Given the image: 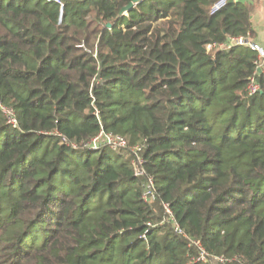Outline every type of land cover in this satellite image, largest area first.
<instances>
[{
    "label": "trees",
    "instance_id": "trees-1",
    "mask_svg": "<svg viewBox=\"0 0 264 264\" xmlns=\"http://www.w3.org/2000/svg\"><path fill=\"white\" fill-rule=\"evenodd\" d=\"M133 1L0 0V264H264V59L206 48L247 9Z\"/></svg>",
    "mask_w": 264,
    "mask_h": 264
},
{
    "label": "built area",
    "instance_id": "built-area-1",
    "mask_svg": "<svg viewBox=\"0 0 264 264\" xmlns=\"http://www.w3.org/2000/svg\"><path fill=\"white\" fill-rule=\"evenodd\" d=\"M48 2H54L57 4L60 8L63 7V3L66 0H47ZM228 2V0H218L212 6L210 7V13L214 14L218 11H220ZM232 45H242V46H248L252 49H256L258 51V57L257 61L255 62L256 65V71L254 72L252 78L250 79V83L248 85V93L249 95H255L260 87L256 83V77L259 73H261L262 68H263V59H264V54L259 51L255 46H253L251 43H249L248 40L243 39V38H238V39H228V41L224 44L220 45H208L207 51H210L212 49H218V50H226L230 48ZM81 47L84 49V51L87 52L85 46L82 44ZM90 53V51H88ZM95 56V55H94ZM260 70V72L258 71ZM3 113L8 117L9 123L12 125L16 124V120L12 117L11 112L8 109H3ZM88 147H91L93 149H97L98 147L101 146H106L113 152L120 153L122 151H125L128 149L127 143L125 139L119 135H113V134H105L101 132L96 138L91 140L88 145ZM130 151L135 154V157L137 158V162L140 165L142 163L141 159L138 158V153L141 151V147L137 146L135 148L130 149ZM135 177L140 178L142 176H145V173L142 172L137 166L134 170ZM155 185L152 177H147L146 184L144 185V190L142 194V200L146 203L152 202L155 199ZM163 210H164V218L161 222V224H172L174 232L179 235V236H185L183 231L178 227V225L175 222L174 216L170 210L169 205L165 204L163 205ZM150 225V224H148Z\"/></svg>",
    "mask_w": 264,
    "mask_h": 264
},
{
    "label": "crops",
    "instance_id": "crops-1",
    "mask_svg": "<svg viewBox=\"0 0 264 264\" xmlns=\"http://www.w3.org/2000/svg\"><path fill=\"white\" fill-rule=\"evenodd\" d=\"M247 9L253 29L248 41L264 54V0H236Z\"/></svg>",
    "mask_w": 264,
    "mask_h": 264
},
{
    "label": "water",
    "instance_id": "water-1",
    "mask_svg": "<svg viewBox=\"0 0 264 264\" xmlns=\"http://www.w3.org/2000/svg\"><path fill=\"white\" fill-rule=\"evenodd\" d=\"M140 0H134L132 3H130L127 7H125L124 9H122L121 14H124L126 12H128L135 4H137ZM231 3V1H230ZM260 72V70H258Z\"/></svg>",
    "mask_w": 264,
    "mask_h": 264
},
{
    "label": "rangeland",
    "instance_id": "rangeland-1",
    "mask_svg": "<svg viewBox=\"0 0 264 264\" xmlns=\"http://www.w3.org/2000/svg\"><path fill=\"white\" fill-rule=\"evenodd\" d=\"M82 48V47H81ZM87 50V49H86ZM89 50H87V52H88ZM121 154H123L124 155V153H121Z\"/></svg>",
    "mask_w": 264,
    "mask_h": 264
}]
</instances>
